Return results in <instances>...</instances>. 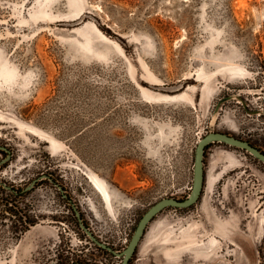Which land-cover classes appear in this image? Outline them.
<instances>
[{
  "label": "rangeland",
  "instance_id": "1",
  "mask_svg": "<svg viewBox=\"0 0 264 264\" xmlns=\"http://www.w3.org/2000/svg\"><path fill=\"white\" fill-rule=\"evenodd\" d=\"M210 132L264 152V0H0V264H121L72 204L122 252ZM204 170L130 264H264V162L217 142Z\"/></svg>",
  "mask_w": 264,
  "mask_h": 264
},
{
  "label": "water",
  "instance_id": "2",
  "mask_svg": "<svg viewBox=\"0 0 264 264\" xmlns=\"http://www.w3.org/2000/svg\"><path fill=\"white\" fill-rule=\"evenodd\" d=\"M225 143L230 146H234L237 148H241L251 153L254 157L264 162V152L259 150L257 147L253 146L250 142L246 140H242L234 135L224 133V132H210L206 134L198 143L196 151H195V162H194V180L192 191L188 198L184 200L176 199L173 197H168L161 199L152 205L142 216L140 219L136 230L128 244V246L122 252L116 251L113 247L109 246L105 242L99 240L95 234L90 230V228L84 223L82 215L78 208L74 205V210L80 226L87 233V235L102 249H105L117 257H122L121 264H130L140 242L143 239V236L146 232L148 225L154 220V218L159 215L162 211L167 208L175 207L186 209L195 205L202 194L204 180H205V170H204V158L206 148L211 143ZM0 149H7L6 147L0 146ZM33 184L28 187L30 189ZM61 189V187L59 186ZM68 264H85L80 262H71Z\"/></svg>",
  "mask_w": 264,
  "mask_h": 264
},
{
  "label": "flooded vegetation",
  "instance_id": "3",
  "mask_svg": "<svg viewBox=\"0 0 264 264\" xmlns=\"http://www.w3.org/2000/svg\"><path fill=\"white\" fill-rule=\"evenodd\" d=\"M3 147H4V146H3ZM0 150H1V151H5V152L9 155L10 160L13 159V158H12V157H13V152H12L11 149H0ZM46 176L49 177L48 180H50L51 182H54L56 185L58 184L57 181H55V180L52 178V176H50V174H47ZM46 176H42V177H40V178L34 180V182H33V186H32L30 189H27V188L24 189L23 192L31 191L33 188H35V186L38 184V182H40V181L46 179V178H47ZM60 187H61V189L59 188V190L61 191L62 198L66 199V200H68L69 202L72 203V198L69 197L68 195H66V191L64 190L63 186L60 185ZM8 189H9L12 193H13V192L19 193L18 190L15 189V187H10V188H8ZM72 207H73V210H74V204H72ZM74 212H75V210H74ZM75 215H76V213H75ZM76 217H77V216H76ZM104 250H105V249H104Z\"/></svg>",
  "mask_w": 264,
  "mask_h": 264
},
{
  "label": "bare ground",
  "instance_id": "4",
  "mask_svg": "<svg viewBox=\"0 0 264 264\" xmlns=\"http://www.w3.org/2000/svg\"><path fill=\"white\" fill-rule=\"evenodd\" d=\"M93 179H94V182L98 186L97 189L104 195L108 203L111 205V196H110V192L108 191V189L103 185V183H101V181L98 178L93 176Z\"/></svg>",
  "mask_w": 264,
  "mask_h": 264
},
{
  "label": "trees",
  "instance_id": "5",
  "mask_svg": "<svg viewBox=\"0 0 264 264\" xmlns=\"http://www.w3.org/2000/svg\"><path fill=\"white\" fill-rule=\"evenodd\" d=\"M252 144V143H251ZM253 145V144H252ZM253 146H255V145H253ZM256 147V146H255ZM132 261V260H131ZM131 261H130V263H131Z\"/></svg>",
  "mask_w": 264,
  "mask_h": 264
}]
</instances>
